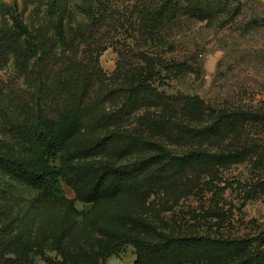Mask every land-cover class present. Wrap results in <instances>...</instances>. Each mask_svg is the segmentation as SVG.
<instances>
[{
	"label": "rangeland",
	"instance_id": "1",
	"mask_svg": "<svg viewBox=\"0 0 264 264\" xmlns=\"http://www.w3.org/2000/svg\"><path fill=\"white\" fill-rule=\"evenodd\" d=\"M55 1L62 11L54 0H0V148L28 153L9 131L3 107L33 91L37 55L50 70V82L60 78L69 52L56 32L62 19L69 40L77 30L87 38L77 60L92 78L88 105L112 121L75 130L68 141L69 159L84 172L83 183L96 161L158 159L164 147L177 156L194 150L225 155L173 176L164 171L158 184L149 175L161 166H151L136 187L129 180L118 193L92 201L63 178L48 192L0 167V239L30 246L34 264H68L63 253L87 258L77 264H139L134 240L166 237L246 238L241 256L264 250V0H235L228 7L180 0L177 15L153 31L140 30L137 0H110L116 13L106 22L85 15L99 0ZM159 2L138 0L147 7ZM230 10L235 17L223 24ZM145 85L171 100L147 95L137 108L119 111L127 89ZM185 96L192 99L186 102ZM230 110L253 115L231 119L226 131L215 134L196 136L185 127L211 124ZM153 117L171 123L151 125ZM138 132L147 142L136 144Z\"/></svg>",
	"mask_w": 264,
	"mask_h": 264
},
{
	"label": "trees",
	"instance_id": "2",
	"mask_svg": "<svg viewBox=\"0 0 264 264\" xmlns=\"http://www.w3.org/2000/svg\"><path fill=\"white\" fill-rule=\"evenodd\" d=\"M109 1L99 0L96 8L84 10L86 11L85 15L92 21L111 20L115 16L116 7H111ZM234 1L208 0L209 3L224 7H228ZM180 3V0H162L154 7H147L145 4H139L137 0L133 9L139 10L137 16L141 17L138 24L140 30L153 31L162 26L169 17L177 15ZM52 5L58 10L64 9L62 8L63 4H59L58 1L54 0ZM230 11L223 24L229 23L235 17L236 11ZM56 13L58 14L57 11ZM79 31L77 30L76 35L69 40L67 28L61 19L56 27V32L64 51L69 52H63L66 53L64 56H67V61H64L60 67V78L58 80L53 78L50 82V70L46 71V64H42L43 56L37 55L34 63L36 77L33 91L28 92L27 95L17 93L15 98L19 99L18 103L11 100L4 104L3 113L8 129L26 147L28 153L17 155L5 151L1 147V168L30 183L39 184L48 192L57 189L60 183L59 178H63L74 187L82 199L92 201L118 193L129 180H135L134 186L136 187L137 181L141 180L140 176L146 173L151 166L152 168L161 166L160 172L156 174L150 172L149 175L152 182L158 184V177L165 172L173 176L185 171L188 165L197 161L205 159L215 161L225 155L212 151L194 150L177 156L164 147L159 153L158 159L148 157L120 165L96 161L91 166V170L88 169L85 174L87 181L83 183L84 172L80 171L81 168L78 164L69 159L68 141L71 136H74L75 130L104 127L112 121L106 112L93 113L86 100L92 78H90L88 68L85 69L86 65L77 60L80 43L84 40L87 41L83 32ZM44 56L49 61L51 56L48 53H45ZM65 70H68L70 74L67 75ZM140 90H143L142 94H140ZM127 91L122 110L120 108L119 111L130 112L143 103V98L147 95L162 101L171 100L170 96H161L159 92L148 85L142 88L131 87ZM182 98L186 102L192 99L188 96ZM250 115H253L250 110H230L222 112L211 124L187 125L185 127L196 136L215 134L226 131L231 119L245 118ZM117 117H121V115H116ZM149 122L151 125L163 127L169 125L171 120L165 117H153ZM135 138L136 144L147 142V138L140 132L136 134ZM103 145L104 142L98 146L103 147ZM134 242L138 246L136 262L139 264H192L198 262L225 264L226 261L239 256L237 264H261L264 260V250L260 248L254 249L247 256H241L243 248L249 242L246 238L166 237L158 242L139 239H135ZM31 251L30 246L18 238L9 241L0 239V264H34ZM63 257L68 264H77L87 260L83 254L63 253ZM56 264L63 263L58 261Z\"/></svg>",
	"mask_w": 264,
	"mask_h": 264
}]
</instances>
